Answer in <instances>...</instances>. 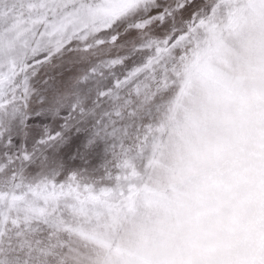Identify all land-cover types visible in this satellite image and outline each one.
I'll use <instances>...</instances> for the list:
<instances>
[{
	"label": "snow or ice",
	"instance_id": "1",
	"mask_svg": "<svg viewBox=\"0 0 264 264\" xmlns=\"http://www.w3.org/2000/svg\"><path fill=\"white\" fill-rule=\"evenodd\" d=\"M0 264H264V0H0Z\"/></svg>",
	"mask_w": 264,
	"mask_h": 264
}]
</instances>
